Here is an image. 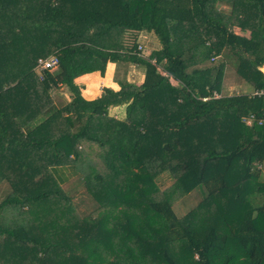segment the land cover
Wrapping results in <instances>:
<instances>
[{"label":"trees","instance_id":"16d2710c","mask_svg":"<svg viewBox=\"0 0 264 264\" xmlns=\"http://www.w3.org/2000/svg\"><path fill=\"white\" fill-rule=\"evenodd\" d=\"M143 31L162 49L143 57ZM218 56L263 94L214 97L225 63L188 72ZM110 62L138 64L142 84L83 98L75 80ZM263 67L264 0H0V264H264ZM60 86L73 100L25 133ZM121 106L125 120L110 115ZM68 166L98 205L88 215L51 173Z\"/></svg>","mask_w":264,"mask_h":264},{"label":"crops","instance_id":"0c3cea01","mask_svg":"<svg viewBox=\"0 0 264 264\" xmlns=\"http://www.w3.org/2000/svg\"><path fill=\"white\" fill-rule=\"evenodd\" d=\"M217 7L218 9L223 10V11H228V12L231 11V5L226 2H219ZM231 31L235 35H244L247 38H251L253 36L251 31L242 30L237 27H232ZM254 37L256 36L254 35ZM137 44H138V47L139 46L143 47V50H142L143 57L149 56L152 52L159 51L162 49V43L154 32L143 31L141 35L139 36ZM52 55H55V54H52ZM214 59H215L214 61H212L211 59L202 64L195 65L189 68L188 72L191 73L194 69L211 68L210 66H214L219 63H225V65H227L226 60L231 61L229 59L225 60L222 56H218L217 58H214ZM208 64H210V66ZM228 65H231V62L228 63ZM231 67H234V64ZM226 70H227V66H225L224 80L225 78H227L225 76ZM261 70L264 72V67L261 68ZM144 74H145V70L142 67H140L138 64L125 63V62H117V63L110 62L107 65L105 76H101L99 72L86 74V75H83L77 78L75 80V84L79 87L83 98H85L88 101H92L101 96L104 88H111L115 91L120 90L119 83L121 82L134 83L137 85L142 84L144 80V76H145ZM224 84H225V81H224ZM245 87L246 86H242L243 92H245L244 90ZM238 92L237 94H234V95H238L239 94ZM255 92L256 91L252 87L250 91H248L247 89L246 93H241V94H254ZM50 95L54 101L53 108L47 111L46 113H44L43 115L39 116V118H37V120L34 121L30 126L25 127L23 129L25 133L33 130V128L36 127L38 123H42L51 112H55L56 110L62 109V107H64L65 105H67L73 100V94L68 89L67 86H60L59 88L53 89L50 92ZM217 95H218V98L222 96H233V95H226V94L224 95L222 94L220 96L218 93ZM110 115L120 120H125L126 119V106L111 108ZM0 120H1V113H0ZM51 173H53L55 180L59 183V185L68 195V197H70L69 192H66L65 188L68 185H70L74 179H77L78 177H80L75 167H72V166L59 167V168L57 167V168H53L51 170ZM2 185L6 186V188L3 189L4 194H3L1 201H3V199L7 195L6 191L8 189V185H5V184H2ZM79 193H81V191H79ZM75 195H77V193ZM75 198H77V196H75L74 198H71V200L73 204L75 205V207L77 208V210L79 211V214H81L78 203H76V201L74 200ZM88 214L89 213H86L85 215H88ZM81 215L85 216L83 214Z\"/></svg>","mask_w":264,"mask_h":264},{"label":"rangeland","instance_id":"374dc122","mask_svg":"<svg viewBox=\"0 0 264 264\" xmlns=\"http://www.w3.org/2000/svg\"><path fill=\"white\" fill-rule=\"evenodd\" d=\"M232 61H233L232 59L231 61L226 60L227 65L225 66H227V70H226L225 76L227 78H225V80L223 78L221 91L215 92L216 94L218 93L220 96L222 94L223 95L224 94L234 95V94H237L238 91H239L238 92L239 94L246 93L247 89L248 91H250L252 88V86L249 83H247L246 81H244L243 79L239 77V75L236 72V68L231 67L234 64ZM230 62H231V65H228V63ZM208 65L210 66V64ZM210 67H213V66H210ZM39 77L41 79L42 76L40 75ZM224 81H225V84H224ZM242 86H246L244 89L245 92L242 91ZM259 168L263 170L262 177L264 179V167L260 166ZM78 178L74 179L72 183L65 188V190L66 192H69V195L71 198H74L75 196H77V198H75L74 200L76 201V203H78L81 214L85 215L86 213H91L92 211L97 209L98 205L92 199V197H90V195L86 192L84 185L80 183V180ZM173 182L174 180L170 178V174L168 172H164L157 178V183L161 189L169 188L173 184ZM5 188L6 186H3V185L0 186V201L4 194L3 189ZM79 191H81V193H79ZM76 193L77 195H75ZM203 196H204V193H202L200 188H198L193 193H191L189 196L183 198L181 201L176 203L174 205V209L177 215L180 217L186 215L194 207H196V205L203 199Z\"/></svg>","mask_w":264,"mask_h":264},{"label":"built area","instance_id":"2783aa9c","mask_svg":"<svg viewBox=\"0 0 264 264\" xmlns=\"http://www.w3.org/2000/svg\"><path fill=\"white\" fill-rule=\"evenodd\" d=\"M138 50L141 52L143 50L142 46L138 47ZM215 59L213 58L212 61H214ZM60 64L59 61V57L56 55H50L46 58H40L38 60L37 66H36V71L39 74V76L41 75V80L43 79V73L45 71H49V72H53L55 71L58 66ZM254 94H258V95H262L263 92H255ZM214 97L218 98V95L216 93H214ZM208 98H204V100H207ZM255 121L254 116L249 117V119L247 120V124L248 125H252V123ZM260 167V166H259Z\"/></svg>","mask_w":264,"mask_h":264}]
</instances>
